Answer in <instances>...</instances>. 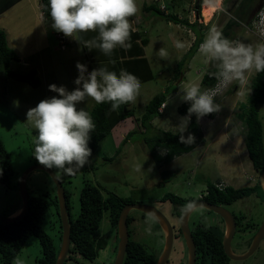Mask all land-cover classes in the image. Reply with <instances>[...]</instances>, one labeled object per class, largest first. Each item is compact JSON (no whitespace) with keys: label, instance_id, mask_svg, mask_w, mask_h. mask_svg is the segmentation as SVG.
I'll return each instance as SVG.
<instances>
[{"label":"rangeland","instance_id":"obj_1","mask_svg":"<svg viewBox=\"0 0 264 264\" xmlns=\"http://www.w3.org/2000/svg\"><path fill=\"white\" fill-rule=\"evenodd\" d=\"M196 1L136 0L137 12L134 17L143 20L140 25L141 30L147 33L145 37L151 40L146 56L151 63L154 79L142 83L137 99L131 102L132 106L129 103L126 105L127 110L133 111L132 116H126L124 121L112 128L92 152L89 163L80 169L75 177L66 180L63 184V188L70 195L72 219L79 213V193L84 181L99 186L103 197H106L107 193H113L118 197L131 198L134 204L155 208L166 217L172 227H178L179 219L175 212L178 208L168 201H160L164 195L173 194L182 199H198L205 194L207 182L233 188L252 187L258 182L259 172L253 170L248 159L244 147L245 128L239 118L243 109L241 105L246 104L249 98L248 83L255 73L254 70L247 73L244 82L233 81L226 85L222 83L221 88L217 87L213 91L216 103L220 105V111L213 120L201 119L203 142L192 152L174 158L169 165L158 166L150 157L144 143V138L152 137L156 128L162 127L166 128V131L177 133L176 128L166 127L167 123L163 122L171 123L180 117L176 108L182 103V94L187 87L197 84L210 57L202 53L205 58L204 63L199 56L197 61L194 59L190 63V77L187 73L188 77L181 83L178 93L168 97L170 99L166 101L161 116L163 120L152 122L154 128L148 129L145 133L140 125V118L145 113L146 104L157 93L172 88L175 90V84L180 82L182 76L174 74L176 65L192 45L195 34L192 28L181 23L167 24L166 20L156 17L153 12H149L150 16L146 18L140 11L143 2L159 9L163 7L165 14L175 15L188 24L195 23L203 35V40L211 28L221 30L229 19H233L239 22V26L232 29L230 40L253 45L264 42V0H210L212 4L217 3L215 11L211 13L203 11V4L207 0L201 1L197 12ZM30 3H32L31 7H27V4L16 7L12 5L0 14V30L6 35L8 47L13 49L20 59L19 62L10 64L11 70L19 74L36 70L37 77L41 81L38 88H32L27 83L7 79L0 73V139L10 155L13 170L10 184H0V216L2 217H8L12 208H21L19 181L29 167L40 165L32 156L33 137L36 131L26 122V112L34 108L39 101L56 95L48 90L50 84L63 85L67 90H73L76 87L73 81L78 75L75 65L77 62L84 64L80 61L83 57L80 45L71 43L69 46L67 41V48L59 49L53 37L55 31L50 27L51 21L44 23V19L40 17L39 0H30ZM74 39L76 41L77 38ZM155 40L158 45L153 48ZM177 41L182 42L184 47L177 48L175 46ZM186 67H183L185 71ZM170 76L177 80L169 82L166 78ZM94 103L89 98L80 107L90 112ZM258 116L263 128L264 142L263 105L258 106ZM156 150L163 155L164 151ZM140 164H142L141 169L138 168ZM164 170L174 172L167 183L163 182L161 176ZM52 171L56 175L61 173L55 169ZM26 188L27 193L31 195L45 192L50 196L56 195L50 177L40 170L28 175ZM225 208L237 218L242 217L231 241V248L236 253H241L262 222L264 201L251 195ZM129 215L133 218V222L128 227L131 231L130 239L140 243L149 253L158 257L163 248V234L157 223L152 225V231L149 232L146 231L148 225L145 223L148 215L137 210H131ZM220 220L217 215L201 209L192 212L189 227L191 228L198 221L209 226L221 222ZM41 227L53 239L59 251L60 233L53 207L46 212ZM98 233L105 239V247L98 252L93 262L75 256L77 263H113L117 240L115 233L111 231L107 212L103 213ZM173 233L177 236L176 228H173ZM40 257L41 248L38 240L33 236L28 238L16 256L23 261V264H36ZM185 258L183 240L180 236L176 237L173 240L168 264H185ZM263 259L264 238L256 252L247 260L230 261L229 264H262ZM0 264H2L1 260Z\"/></svg>","mask_w":264,"mask_h":264},{"label":"trees","instance_id":"obj_2","mask_svg":"<svg viewBox=\"0 0 264 264\" xmlns=\"http://www.w3.org/2000/svg\"><path fill=\"white\" fill-rule=\"evenodd\" d=\"M18 1L20 0H0V14ZM201 1L202 0L196 1L195 6L197 7H195V10L197 12L199 11ZM47 4L48 0L40 1V11L44 17L43 22L51 21ZM148 11H153L157 16L163 18L167 22H173L174 24L181 23L192 28L195 34L194 41L184 57L177 63L174 73L178 76L182 75L185 71L183 67L188 65L191 58L197 52L200 44L203 42V35L200 34L197 28L198 26L195 23L188 24L186 21L178 19L175 15L165 14L154 6H148ZM238 26V21L229 19L220 31L223 36L229 39L232 35V29ZM91 35L93 36L92 33ZM85 36L87 35H84V33L81 34L79 37L80 42L85 40ZM142 44L145 45L146 41L144 40ZM81 45L84 47L82 43ZM83 51L85 56L88 57L87 49L83 48ZM12 62H19V57L13 49L8 47L6 35L0 30V73L7 79L10 78L18 82L27 83L32 88H38L40 86L41 81L37 77L36 70H30L26 74H19L11 70L10 64ZM217 64V61L209 58L208 65L204 69L199 83L202 90L213 92L217 88L220 81L216 76L218 72ZM175 80H177V78H175ZM172 89L157 93L146 104L145 113L140 118V125L145 133L148 129L151 130L154 128L151 122L154 118L160 116L159 109L165 103L167 97L174 91ZM248 90L249 98L246 104L241 105L243 109L240 107V110H242L239 118L245 128L244 147L248 159L251 162L253 170L260 174L264 171V142L263 128L258 116V106H264V72L254 73L249 80ZM126 105L127 104L121 105L117 111H110L109 103H96L91 108L90 114L96 124V128L91 133V139L89 141V147L92 149V152L95 151L98 143L109 134L112 128L124 121L126 116H132V111L127 110ZM187 107L188 104L184 102L178 105L176 108L178 115L184 116ZM216 115L217 112L204 116L203 118L213 120ZM188 131L195 137L193 144L180 143L177 138L178 133H172L158 128L153 130L152 137L144 138V143L149 150V155L156 165H169L174 158L192 152L203 142L199 120H197L195 116L191 118ZM156 149L164 151L163 155L158 153ZM173 174V171H162L161 176L163 182H169ZM12 176L13 170L10 155L4 148L0 139V184L9 185ZM57 176L62 186L66 180L75 177V175H66L62 172ZM64 192L70 224V246L64 264L66 262L70 264H79L74 259L75 256H80L84 260L93 262L97 258L98 252L106 245L105 239L98 233L103 213H108L110 228L111 231L115 233L117 240L116 226L119 213L125 204H133L134 202L131 198L118 197L113 193H107V196L103 197L99 186L84 181L79 193V213L77 217L72 219L70 216V195L65 189ZM27 194L28 209L24 217L19 221L9 224L0 222V260L2 264H12L25 242L29 237L33 236L38 240L41 248V257L36 261V264H55L58 248L53 239L42 229L41 223L46 212L53 207L54 215L57 218L59 235H61L56 195L50 196L48 192L39 195H31L29 192ZM251 195H255L257 198L259 197L264 201L263 193L258 182L252 187L244 188H233L231 186L221 187L214 183L207 182L205 194L198 199H182L173 194H166L160 201H168L172 205L177 206L178 209H176L175 212L177 219H179L181 215L180 208L190 200L197 201L201 199L210 204L226 207L238 200L248 198ZM16 209L17 207L12 208L7 216L13 214ZM234 217L236 219V224L240 226L239 221H241L242 217L239 216L237 218L235 215ZM132 222L133 218L128 214L127 226L129 227ZM173 228H176V237H181L179 227ZM190 230L196 248L195 264L230 263V260L223 252L221 243L223 226L219 224L206 226L198 221L194 223ZM130 233L131 231L128 228L129 239L122 264H155L157 259L156 255L149 253L140 243L131 240ZM262 264H264V259Z\"/></svg>","mask_w":264,"mask_h":264},{"label":"clouds","instance_id":"obj_3","mask_svg":"<svg viewBox=\"0 0 264 264\" xmlns=\"http://www.w3.org/2000/svg\"><path fill=\"white\" fill-rule=\"evenodd\" d=\"M47 8L50 27L64 37L96 33L93 38L81 41L82 48L98 49L111 56L117 47L131 46L132 24L128 18L137 12L136 0H48ZM175 46L183 48L184 44L177 41ZM200 50L218 62L219 83L244 82L249 71L264 72V42L253 45L230 40L213 27L200 44ZM75 67L78 75L73 90L50 84L48 90L56 95L39 101L26 112V122L36 131L32 156L44 168L66 175H75L92 156L89 141L96 124L90 112L80 105L91 98L97 104L109 103V110L117 111L121 105L134 102L142 87L140 79L123 68L117 74L107 67L89 71L87 65L79 62ZM214 96L215 92L202 90L197 84L184 90L181 101L188 107L175 125L178 142L194 143L195 137L188 131L193 116L199 120L220 111ZM142 164L138 165L139 169ZM201 209L202 206L190 200L180 208L181 218ZM158 219L154 212H149L146 231L151 232ZM14 264L23 261L16 258Z\"/></svg>","mask_w":264,"mask_h":264},{"label":"water","instance_id":"obj_4","mask_svg":"<svg viewBox=\"0 0 264 264\" xmlns=\"http://www.w3.org/2000/svg\"><path fill=\"white\" fill-rule=\"evenodd\" d=\"M37 170L45 172L50 177L56 190V199L58 206V216L61 227V235H60V248L57 254L55 264H64L70 246V224H69L68 213L66 210L64 188L60 180L58 179V176L51 169H46L42 165H33L23 173L18 184V191L21 200L20 211L15 216H8V217L0 216V222L3 224H9L19 221L24 217L28 209V194L26 188V179L30 173ZM258 185L262 190L263 198H264V171H262L259 174ZM195 202L197 205L202 206V209L217 215L223 221V236L221 243H222L223 252L230 261L240 262L247 260L256 252L260 242L264 238V216L261 224L257 227L252 238L250 239V242L247 248L245 249V251L242 253H236L231 248V241L235 233L234 216L223 206L210 204L203 200H197ZM131 210H137L145 215H148L149 212H154L156 216L159 218L157 225L159 226L163 234V248L160 255L157 257L155 264H167L169 260V256L171 254L173 237H174L172 225L169 223L166 217L162 215L159 211H157L155 208L151 206L138 205L134 203L125 204L119 213L117 226H116L117 246H116L115 258L112 264L123 263L125 251L129 239L127 217ZM191 214L184 216L182 218L180 215L178 222L180 235L186 250L185 264H195L196 261V248L189 227V218Z\"/></svg>","mask_w":264,"mask_h":264},{"label":"crops","instance_id":"obj_5","mask_svg":"<svg viewBox=\"0 0 264 264\" xmlns=\"http://www.w3.org/2000/svg\"><path fill=\"white\" fill-rule=\"evenodd\" d=\"M40 1L41 0H39V2ZM20 4L24 5V6L27 4L26 5L27 7L28 6L31 7V5H32V3H30V0H20L17 3H15L13 5V7H16V6L20 5ZM148 6H154V5H152V4H148L147 5L146 2H143L142 6H141V9H140L141 13L145 17L146 16L149 17L150 16L149 12H153V11H148ZM38 7H40V3L38 5ZM154 7H156V6H154ZM22 14H24V12H22ZM156 17L164 20L163 18H161V17H159L157 15H156ZM128 19L130 20V22L132 24V31H131V34H130V44H131V46L128 47V48L117 47L116 49L113 50V53L111 54V56H105L98 49H91V51L87 50L88 51V57H86L85 54H84L81 42H80V38H77L76 41H75L74 37H72V38L66 37V41H68V45L69 44L71 45V43L73 45H76V44L80 45V48H81V51H82L81 54L83 55V57H82L81 60L80 59H78V60L84 62V64L87 65V68H88L89 71H91L93 68H96V67H107L109 70L115 71L118 74L119 70L123 68V69H126L128 72H130V73L134 74L135 76H137L140 79L141 84H142L144 82H148L149 80L154 79V75L152 73L151 63H150V61L148 60V58L146 56V51H147V48L149 47V45L151 44V40L146 38L145 34H147V33H145L144 31L141 30V26L140 25H141V23H143V20L141 18L132 16V17H129ZM44 23H47V22H44ZM170 23L171 22H167V24H170ZM54 33H57V32L56 31L53 32V37H54ZM91 33L93 34V36L91 35ZM85 34L87 35V36L84 37L85 40H89V39L93 38L94 36H96V33H94V32H87V33H84V35ZM144 40L146 41L145 45L142 44ZM156 43H157V41L155 40V45L153 44V46H154L153 48H155V46L158 45ZM159 45H160V43H159ZM198 56L202 59V63L205 62V58L203 57L200 48H198L197 52L194 54V56L189 61V64L187 65V70L184 71V74H182V76H181V78L179 80L180 82H177L175 84V90L168 97L175 96L176 93H178V89H179L181 83L186 81V78L188 77V75L190 77V74H191V72H190L191 68L189 67L190 63L193 62L194 59H196V61H197V57ZM196 72H198V70ZM174 73H175V71H174ZM187 73H188V75H187ZM202 74L200 75L199 79L197 80V84L200 83V79L202 77ZM167 79H168L169 82L170 81H175V78L171 77V76L169 78H166V80ZM168 97H167L166 101H168L170 99ZM166 101L161 106V108L159 109L160 116H158V117H160V118L156 117V118H154L152 120V122H154L155 120H159V121L163 120V119H161L162 118L161 116L164 113L163 109L166 106ZM95 104L96 103H94L93 106ZM129 105L132 106V103H129ZM132 114H133V111H132ZM180 117H182V116H180ZM201 119H203V118H201ZM201 119H199V124L201 122ZM163 123L164 124L167 123L166 127L175 128V125L178 123V119H174L171 123H169L168 121H165ZM160 129L166 131L165 130L166 128H162L161 127ZM19 211H20V207H17L15 212L13 214H11L10 216L17 215L19 213Z\"/></svg>","mask_w":264,"mask_h":264},{"label":"built area","instance_id":"obj_6","mask_svg":"<svg viewBox=\"0 0 264 264\" xmlns=\"http://www.w3.org/2000/svg\"><path fill=\"white\" fill-rule=\"evenodd\" d=\"M160 10L161 11H163V7H160ZM42 16V20L44 19L43 18V14H42V12H41V15H40V17ZM263 27H261V29H262ZM54 38H55V40H56V42H57V47L59 48V49H64L65 47H66V45H67V41H66V37H64L63 36V34H61V33H54ZM221 85H222V83L220 82V83H218V85H217V87H219V88H221Z\"/></svg>","mask_w":264,"mask_h":264},{"label":"bare ground","instance_id":"obj_7","mask_svg":"<svg viewBox=\"0 0 264 264\" xmlns=\"http://www.w3.org/2000/svg\"><path fill=\"white\" fill-rule=\"evenodd\" d=\"M218 1H220V0H218ZM213 2H211L210 0H207V1H205L204 2V4H203V11H204V13H207V12H213V11H215V6L217 5V3L216 4H212Z\"/></svg>","mask_w":264,"mask_h":264},{"label":"flooded vegetation","instance_id":"obj_8","mask_svg":"<svg viewBox=\"0 0 264 264\" xmlns=\"http://www.w3.org/2000/svg\"><path fill=\"white\" fill-rule=\"evenodd\" d=\"M201 197H202V196H201ZM200 200H201V199H200ZM203 201H204V200H203ZM233 216H234V215H233ZM234 220H235V233H236V231L238 230V227H239V226L236 224V219H235V217H234ZM220 221H221V222H219V223H217V224L223 226V221H222V220H220ZM235 233H234V235H235ZM175 237H176V236L174 235L173 240L175 239ZM249 242H250V240H249ZM247 244H248V243H247ZM247 246H248V245H247ZM246 248H247V247H246ZM246 248H245V249H246ZM233 251H234V250H233ZM244 251H245V250H244ZM244 251H243V252H244ZM241 253H242V252H241ZM167 264H168V262H167Z\"/></svg>","mask_w":264,"mask_h":264}]
</instances>
